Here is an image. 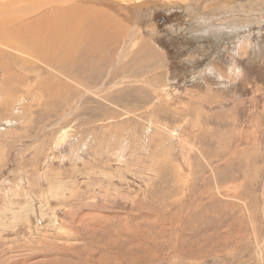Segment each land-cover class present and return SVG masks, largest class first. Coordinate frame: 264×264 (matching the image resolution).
I'll return each instance as SVG.
<instances>
[{"label":"rangeland","instance_id":"obj_1","mask_svg":"<svg viewBox=\"0 0 264 264\" xmlns=\"http://www.w3.org/2000/svg\"><path fill=\"white\" fill-rule=\"evenodd\" d=\"M54 1L0 0V264H264V0H75V51L11 45Z\"/></svg>","mask_w":264,"mask_h":264},{"label":"bare ground","instance_id":"obj_2","mask_svg":"<svg viewBox=\"0 0 264 264\" xmlns=\"http://www.w3.org/2000/svg\"><path fill=\"white\" fill-rule=\"evenodd\" d=\"M224 8L220 11L223 12L224 10H226ZM90 9H92V7L84 6L83 4H80L75 0H66L64 4L54 1L51 8L48 9L44 14L40 13L34 16H30L31 14L29 13L25 14V17L27 18L18 23L32 26L27 27L23 25H16L12 29L8 30L7 34H10L11 36L14 35V39L9 42L16 48H19L21 50H33L34 53H36L38 48L41 47L45 48L48 51L59 50L64 55L72 53L78 48L79 45L68 43L66 41V38L68 36L72 37L74 34H77L80 27L83 28L81 26V20L85 15L84 13ZM212 9L214 10V12L216 11L215 7ZM216 13L217 11L215 12V15H217ZM89 22L92 23L93 19L90 18ZM2 31L3 24L0 25V33ZM4 33H6V29ZM0 53H2V51H0ZM57 86L60 90L67 87V85L60 80L57 81Z\"/></svg>","mask_w":264,"mask_h":264}]
</instances>
